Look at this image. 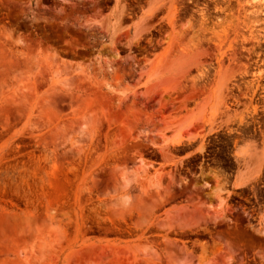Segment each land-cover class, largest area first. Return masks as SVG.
<instances>
[{
    "label": "rangeland",
    "instance_id": "obj_1",
    "mask_svg": "<svg viewBox=\"0 0 264 264\" xmlns=\"http://www.w3.org/2000/svg\"><path fill=\"white\" fill-rule=\"evenodd\" d=\"M255 1L0 0V264H264Z\"/></svg>",
    "mask_w": 264,
    "mask_h": 264
},
{
    "label": "bare ground",
    "instance_id": "obj_2",
    "mask_svg": "<svg viewBox=\"0 0 264 264\" xmlns=\"http://www.w3.org/2000/svg\"><path fill=\"white\" fill-rule=\"evenodd\" d=\"M248 4V3H247ZM250 5V2H249ZM254 7H256L255 10L252 11V13L254 15H256L257 17H261L263 16V18L261 17V21H263L264 23V0H256L254 2V4H252ZM252 7V6H251Z\"/></svg>",
    "mask_w": 264,
    "mask_h": 264
}]
</instances>
